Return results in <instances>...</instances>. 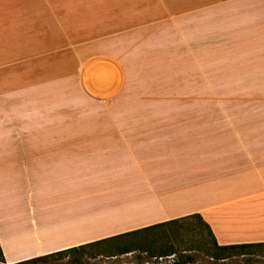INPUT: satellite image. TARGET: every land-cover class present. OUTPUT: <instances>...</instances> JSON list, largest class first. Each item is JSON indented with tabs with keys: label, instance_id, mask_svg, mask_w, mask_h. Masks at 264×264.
<instances>
[{
	"label": "crops",
	"instance_id": "obj_1",
	"mask_svg": "<svg viewBox=\"0 0 264 264\" xmlns=\"http://www.w3.org/2000/svg\"><path fill=\"white\" fill-rule=\"evenodd\" d=\"M68 1L0 0V246L6 264L192 213L203 216L220 245L264 242V115H254L252 128L224 129L209 124L224 120L207 114L110 113L99 117L108 128L82 132L80 117L65 115L63 102L58 112V99L49 113L50 38L43 18L68 8L88 14L73 24L111 26L130 8L111 0ZM153 1V9L160 6ZM188 5L178 12L169 7L168 23L177 26L178 16L183 23L199 10L204 20L216 9L220 41H237L225 35L246 21L250 37L243 40L256 51L250 66L264 73V0ZM143 8L144 2L131 7L136 15ZM101 53L85 62L84 72L93 76L84 85L113 99L124 89L123 70L114 56Z\"/></svg>",
	"mask_w": 264,
	"mask_h": 264
},
{
	"label": "rangeland",
	"instance_id": "obj_2",
	"mask_svg": "<svg viewBox=\"0 0 264 264\" xmlns=\"http://www.w3.org/2000/svg\"><path fill=\"white\" fill-rule=\"evenodd\" d=\"M65 1V6L71 5ZM159 1L160 6L153 9V0H111L112 5L130 7L127 11L122 10L127 15L118 20L119 24L111 26L73 24L87 21L81 18L88 17V14L68 8H64V15L63 10L59 11L60 17L48 14L43 18L49 23L50 38L49 113L55 108L51 104L58 99V112L60 102H63L65 115L80 117L82 132L108 128L111 123L99 117L110 113L207 114L224 120L209 123L223 125L224 129L252 128L254 115H264V73L250 66V61L255 60L250 59V54H256V51L251 49L255 43L243 40L250 37L247 22L242 20L236 34L225 35V38L239 40L220 41L222 35L218 34L217 20L213 15L216 9L207 11L209 15L204 20L197 15L200 10L187 16L189 18L183 23L178 16L177 26L166 20L168 8L174 4L176 8H172L178 12L185 3L191 7L216 0ZM142 2L144 8L136 15V9L131 7ZM35 12L38 13L34 11V15ZM156 18L160 22L137 27ZM129 27L135 28L118 33ZM101 52L114 56L123 70L124 89L113 99L97 97L84 85L93 76L84 72V65ZM67 125L66 122V128ZM113 125L121 123L113 122ZM196 222L181 221L147 233L143 238L149 247L143 249L117 255L90 256L83 253L79 256L80 264H170L180 253L193 255L196 264H264L263 254L214 261L204 250L210 237ZM158 236H161L159 241ZM161 245L177 252L159 253ZM189 247L194 249L184 250ZM151 251L154 255L150 254ZM76 257L70 254L64 258L25 264H76Z\"/></svg>",
	"mask_w": 264,
	"mask_h": 264
},
{
	"label": "trees",
	"instance_id": "obj_3",
	"mask_svg": "<svg viewBox=\"0 0 264 264\" xmlns=\"http://www.w3.org/2000/svg\"><path fill=\"white\" fill-rule=\"evenodd\" d=\"M197 221V225L204 227L209 235L210 241L205 245L204 250L207 255L212 257L214 261L225 260L234 258L237 256L250 255V254H260L264 255V242L257 243H235V244H226L220 245L212 231L211 226L208 222L205 221L203 216L200 213H192L181 218L172 219L166 222L152 224L146 227L134 229L131 231L119 233L116 235L108 236L105 238L97 239L91 242L83 243L78 246L69 247L59 251H55L49 254L33 257L31 259L23 260L11 264H25V263H38L48 261L51 258H64L67 255H75L76 264H80V255L83 253H88L90 256H97L100 254L108 255H117L131 252L137 248L149 247L147 241H144V236H147V233H151L156 229H160L166 225L178 223L181 221ZM196 227V224L193 225ZM152 234H155L152 232ZM156 239L158 241L161 239V236H158ZM194 247H189L192 250ZM177 252V250L172 249V247H167L161 245L162 254H172ZM151 255H154V252H150ZM0 264H6L2 248L0 246ZM138 264H147V263H138ZM171 264H196V259L193 255L188 253H180Z\"/></svg>",
	"mask_w": 264,
	"mask_h": 264
},
{
	"label": "built area",
	"instance_id": "obj_4",
	"mask_svg": "<svg viewBox=\"0 0 264 264\" xmlns=\"http://www.w3.org/2000/svg\"><path fill=\"white\" fill-rule=\"evenodd\" d=\"M157 258V257H156ZM148 264H150V263H148ZM171 264V263H170Z\"/></svg>",
	"mask_w": 264,
	"mask_h": 264
}]
</instances>
